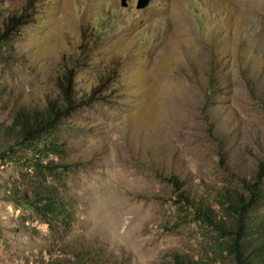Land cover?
Masks as SVG:
<instances>
[{
  "label": "rangeland",
  "instance_id": "obj_1",
  "mask_svg": "<svg viewBox=\"0 0 264 264\" xmlns=\"http://www.w3.org/2000/svg\"><path fill=\"white\" fill-rule=\"evenodd\" d=\"M257 1L151 0L139 9L138 0H0V121L10 125L21 102L63 100L73 71L75 98L86 101L62 115L53 136L63 154L47 159L66 164L52 182L71 201L70 228L52 231L14 199L32 171L0 160V264L66 262L79 244L107 264L227 260L217 231L180 202L172 181L219 210L223 187L248 193L244 180H256L264 162ZM258 183L264 190V176ZM258 213L264 225V200Z\"/></svg>",
  "mask_w": 264,
  "mask_h": 264
},
{
  "label": "trees",
  "instance_id": "obj_2",
  "mask_svg": "<svg viewBox=\"0 0 264 264\" xmlns=\"http://www.w3.org/2000/svg\"><path fill=\"white\" fill-rule=\"evenodd\" d=\"M1 51L0 47V56ZM73 74L74 71L67 73L62 80L63 100L48 98L44 106L21 102L13 111L10 125L0 121V160L10 158L15 163L28 165L32 171V176H27L24 185L13 188L14 199H22L24 205L33 208L52 231L61 227L70 228L74 219L71 201L64 198L59 187H55L52 182L66 168V164L47 160L50 154H63L61 144H55L53 136L54 131L66 125L67 118L62 115L86 103L83 98L80 101L75 98ZM5 91L6 88L0 82V99ZM19 150H30L32 154L19 153ZM263 176L264 162L254 175L256 180H244L248 193L223 187L218 197L223 211L205 203L203 199L199 203L191 200L190 195L181 190L180 181H172L179 188L177 195L180 202L184 201V205L194 210L200 221L217 231L219 239L215 245L220 248V257L226 255L224 258L229 260L222 259V264H264V225L258 213L264 200V190L258 183ZM214 253V257L219 259ZM97 254L79 244L71 250V257L66 262L54 259L46 264H107ZM174 257L176 264H212L211 261L194 260L185 255L175 254Z\"/></svg>",
  "mask_w": 264,
  "mask_h": 264
},
{
  "label": "water",
  "instance_id": "obj_3",
  "mask_svg": "<svg viewBox=\"0 0 264 264\" xmlns=\"http://www.w3.org/2000/svg\"><path fill=\"white\" fill-rule=\"evenodd\" d=\"M150 2H151V0H138L137 8H139V9L145 8ZM123 4L127 5L126 0H123Z\"/></svg>",
  "mask_w": 264,
  "mask_h": 264
},
{
  "label": "bare ground",
  "instance_id": "obj_4",
  "mask_svg": "<svg viewBox=\"0 0 264 264\" xmlns=\"http://www.w3.org/2000/svg\"><path fill=\"white\" fill-rule=\"evenodd\" d=\"M260 5H264V0H258L257 1Z\"/></svg>",
  "mask_w": 264,
  "mask_h": 264
}]
</instances>
